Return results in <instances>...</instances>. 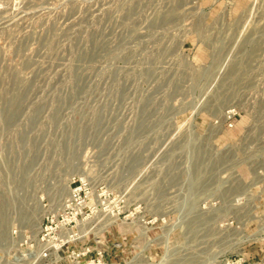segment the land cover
<instances>
[{"label":"rangeland","instance_id":"rangeland-1","mask_svg":"<svg viewBox=\"0 0 264 264\" xmlns=\"http://www.w3.org/2000/svg\"><path fill=\"white\" fill-rule=\"evenodd\" d=\"M0 264H264V0H0Z\"/></svg>","mask_w":264,"mask_h":264},{"label":"built area","instance_id":"built-area-1","mask_svg":"<svg viewBox=\"0 0 264 264\" xmlns=\"http://www.w3.org/2000/svg\"><path fill=\"white\" fill-rule=\"evenodd\" d=\"M74 180L76 183L80 181L79 182L80 185L76 187L71 186L72 195L69 198L65 208L57 215L50 212L45 217L46 224L43 226V231L40 236L42 242L48 243L51 239L56 241L58 235L64 229H71L72 231H76V225L78 224L79 219L87 218L90 216V213L93 212L94 205L91 204L90 201L91 191L87 181L84 180L77 181L76 178L73 179V181ZM88 209H90V211ZM70 241H74V240H70ZM70 241L63 242L60 248ZM48 250L49 248L48 249L46 248L43 251L42 253L43 256H47L45 252Z\"/></svg>","mask_w":264,"mask_h":264},{"label":"bare ground","instance_id":"bare-ground-1","mask_svg":"<svg viewBox=\"0 0 264 264\" xmlns=\"http://www.w3.org/2000/svg\"><path fill=\"white\" fill-rule=\"evenodd\" d=\"M71 195H72V189H71V187H70V194H69V196H68V199L65 201L64 199H62L61 201H60V205H58V208L57 209H52L51 210V212H53V213H56V212H58L59 210H63L64 208H65V206H66V204H67V202H68V200H69V198L71 197ZM61 210V211H62ZM61 211H59V212H61ZM50 211H44V216H46L48 213H49ZM58 212V213H59ZM107 219V218H106ZM111 219V217H108V219L106 220V221H109ZM105 223H107V222H105ZM88 229H87V226H86V222L85 221H80L77 225H76V231H72L71 229H64V230H62V232H61V234L59 235V237L61 238V240H63V241H67V240H69V239H76V238H79L81 235H84L85 234V232L87 231ZM42 231H43V229H42ZM42 231H41V227L40 226H38V229L36 230V232L34 233V236L33 237H35L36 239H37V236H38V234L39 233H41L42 234ZM63 233V234H62ZM82 237V236H81ZM39 241L40 240H38V243H39Z\"/></svg>","mask_w":264,"mask_h":264},{"label":"water","instance_id":"water-1","mask_svg":"<svg viewBox=\"0 0 264 264\" xmlns=\"http://www.w3.org/2000/svg\"><path fill=\"white\" fill-rule=\"evenodd\" d=\"M229 108V107H228ZM228 108L225 109V114L228 113Z\"/></svg>","mask_w":264,"mask_h":264}]
</instances>
